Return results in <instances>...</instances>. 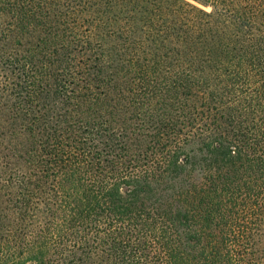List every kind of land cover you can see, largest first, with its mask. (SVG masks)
<instances>
[{
	"label": "trees",
	"instance_id": "trees-1",
	"mask_svg": "<svg viewBox=\"0 0 264 264\" xmlns=\"http://www.w3.org/2000/svg\"><path fill=\"white\" fill-rule=\"evenodd\" d=\"M258 15L0 0V264H264Z\"/></svg>",
	"mask_w": 264,
	"mask_h": 264
},
{
	"label": "rangeland",
	"instance_id": "rangeland-1",
	"mask_svg": "<svg viewBox=\"0 0 264 264\" xmlns=\"http://www.w3.org/2000/svg\"><path fill=\"white\" fill-rule=\"evenodd\" d=\"M189 3H192L194 5H196L197 7L201 8L203 11L206 12H211L213 11L215 8L218 11H223V9H234V7H239L240 5H243L244 3H248L249 0H219L218 2L215 0H186ZM196 19V18H195ZM222 19V16L220 13H216L215 17H212L211 20L213 22H215L216 20H220ZM254 20H256V22L258 24H264V16L262 15H258L256 16V18H253ZM215 20V21H214ZM231 18H228L227 21H230ZM84 90V89H82ZM101 91H105V89H97V88H93L91 90H85V92L87 93V96H92L95 99V102H92L93 104L96 102H101L100 100L102 99V101L104 102L105 100H108L109 102L112 100H110V95H105V94H101ZM99 94H96L98 93ZM132 97V96H131ZM98 100V101H97ZM135 101L137 102V100L135 99ZM131 102V101H130ZM130 109H133V114H132V120H135L136 123H141L144 118L146 117V113L143 112L144 109L140 108L137 105H134V103H130L128 104ZM136 112V113H135ZM121 116L123 118H128L130 115L126 112H122ZM107 117V114H104L103 119H105ZM121 127L123 126L122 124H120ZM135 133L132 135L134 137ZM143 135V133H142ZM141 138V137H140ZM142 139H146V136L142 137ZM197 147V144L193 145L192 142L188 143V147ZM1 245V243H0ZM2 250L0 249V262L2 260Z\"/></svg>",
	"mask_w": 264,
	"mask_h": 264
}]
</instances>
